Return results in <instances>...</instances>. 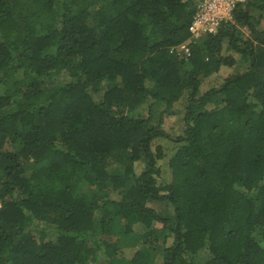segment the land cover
<instances>
[{
  "label": "trees",
  "instance_id": "16d2710c",
  "mask_svg": "<svg viewBox=\"0 0 264 264\" xmlns=\"http://www.w3.org/2000/svg\"><path fill=\"white\" fill-rule=\"evenodd\" d=\"M197 4L0 0V264H264V0Z\"/></svg>",
  "mask_w": 264,
  "mask_h": 264
},
{
  "label": "built area",
  "instance_id": "2783aa9c",
  "mask_svg": "<svg viewBox=\"0 0 264 264\" xmlns=\"http://www.w3.org/2000/svg\"><path fill=\"white\" fill-rule=\"evenodd\" d=\"M197 12L189 31L196 38L204 34H216L220 27L233 20L235 10L247 0H196ZM182 50L189 52L188 47ZM1 208V203H0Z\"/></svg>",
  "mask_w": 264,
  "mask_h": 264
},
{
  "label": "rangeland",
  "instance_id": "374dc122",
  "mask_svg": "<svg viewBox=\"0 0 264 264\" xmlns=\"http://www.w3.org/2000/svg\"><path fill=\"white\" fill-rule=\"evenodd\" d=\"M262 28L264 29V21L262 23ZM239 58V57H238ZM241 72H244L247 69V65L240 64V66L237 67ZM236 69L235 68H223L220 73L214 75L213 77L209 78L202 86V93L206 92L210 88H212L215 85H220L224 82V80L231 75ZM185 100H181L174 109L172 110V113L165 117V124L164 128L166 132L171 136V140L173 137L180 135L183 132L184 129V123H183V115H184V109H185ZM145 112V111H144ZM163 143L166 144L167 149L170 151L173 149V145L170 142L164 141ZM168 175H165L167 177ZM154 207L157 210L163 211L162 205L155 204Z\"/></svg>",
  "mask_w": 264,
  "mask_h": 264
}]
</instances>
